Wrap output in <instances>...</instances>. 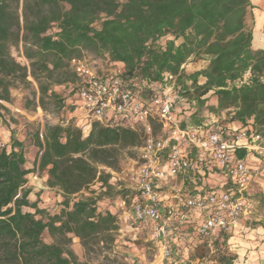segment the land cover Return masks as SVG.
<instances>
[{
  "label": "trees",
  "instance_id": "trees-1",
  "mask_svg": "<svg viewBox=\"0 0 264 264\" xmlns=\"http://www.w3.org/2000/svg\"><path fill=\"white\" fill-rule=\"evenodd\" d=\"M253 8L251 0H0V119L8 121L3 102H11V89L30 85L29 77L37 85L35 106L46 110V99L64 106L52 86L68 83L70 97L76 96L72 62L89 51L118 63V77L142 97L172 85L175 102L192 110L181 126L200 125L199 114L207 111L220 117L217 128L238 123L264 137V48L253 47V27L246 22ZM19 45L26 65L11 55L10 48ZM192 55L207 64L185 74L182 66ZM149 122L156 135L161 125ZM30 137L37 148L32 168L25 167L22 141L11 136L0 147V264H82L68 246L69 235L87 250L111 242L118 222L110 211L97 210L93 194L72 197L95 182L104 195L131 196L127 188L116 190L99 166L115 169L120 150L142 147L144 130L92 120L85 135L67 121L45 123ZM245 153L238 149L235 156ZM35 170L45 172L46 185L59 191L58 213L38 206L41 191L29 198L31 189L24 185ZM45 231L54 242L42 240ZM216 235L228 239L230 232ZM216 262L234 264L225 255Z\"/></svg>",
  "mask_w": 264,
  "mask_h": 264
},
{
  "label": "built area",
  "instance_id": "built-area-1",
  "mask_svg": "<svg viewBox=\"0 0 264 264\" xmlns=\"http://www.w3.org/2000/svg\"><path fill=\"white\" fill-rule=\"evenodd\" d=\"M72 68L76 76V98L94 120L140 124L144 130L140 147L142 163L127 175V189L131 192L130 205L135 220L149 224L152 238L161 245L163 258L173 253L169 240L177 244L183 239L180 228L186 225L190 209L202 213L195 226L199 236L211 237L239 224L246 214L244 193L251 175L246 161L237 158L235 152L245 149L264 160L263 136L246 128L218 127L204 132L202 125L181 126L175 113L172 85L165 86L160 95L146 98L127 88L118 73L98 75L82 58L74 60ZM108 111H112L110 117H107ZM150 119L161 125L157 136L152 134ZM90 123H86L88 128ZM189 146L198 148L215 162L230 188H210L176 203L166 201L162 183L187 173L192 167L183 151V147ZM164 152L167 166L161 168L157 163Z\"/></svg>",
  "mask_w": 264,
  "mask_h": 264
},
{
  "label": "rangeland",
  "instance_id": "rangeland-1",
  "mask_svg": "<svg viewBox=\"0 0 264 264\" xmlns=\"http://www.w3.org/2000/svg\"><path fill=\"white\" fill-rule=\"evenodd\" d=\"M260 7L263 0H254ZM259 13V12H258ZM246 22L249 26H254V18L247 16ZM98 25V24H97ZM257 36L259 38H257ZM264 37V30L255 31V39L253 44H261ZM254 46V45H253ZM11 55L20 64H27V60L21 53V47L12 46L10 48ZM82 59L98 75H113L122 70L118 63L109 60L108 56H98L92 52L85 51ZM207 64V59L203 56H190L183 64L185 74H190L196 70H200ZM264 79V76H263ZM30 85L16 84L11 89L12 100L10 103L3 102L8 108L9 113L6 114L7 122L4 123L0 119V147L9 145L10 138L13 136L23 142L25 148L26 168L33 167L37 148L32 144L30 133L36 128L41 130L43 124H57L72 121L74 125L81 126L84 134L88 127L86 123L94 120L92 116L83 108L81 102L76 96L70 97V87L68 83L61 85H53L52 88L64 97V106L55 105L52 99H46L47 109L42 110L39 106H35L38 93L37 85L29 77ZM174 95V94H172ZM175 97V96H174ZM187 104L175 102V113L178 120L189 122V114L192 110H186ZM112 115V111L107 112V117ZM206 116L209 120L215 118L216 115L203 111L199 116ZM223 116V115H222ZM135 128H142L140 124H134ZM160 131L157 132L159 135ZM142 163L140 148L122 149L119 152V161L115 169L105 166H99L101 170L109 172L111 181L118 188H127V175L135 170ZM47 175L45 172L35 170L27 175V182L24 188H30V199H34V194L41 191L38 206L49 214L58 213L61 205L62 197L55 188H49L46 185ZM182 177L171 179L170 185L173 189L169 193L175 195L171 198L184 199L192 193L190 188L186 190H176V185L181 181ZM104 188L100 187V183H93L89 189L72 197V199L81 196L93 194L98 197L97 210L104 212L106 210L115 214L118 222V229L113 235V240L107 243L91 244L89 249L85 250L77 237H71L69 248L74 252L79 262L82 264H217L216 260L219 256H230L234 264H248L249 258L243 255V251L239 249L240 245L231 237L240 236L246 229L262 228L264 229V201L260 197L250 198L244 194L246 204V214L241 218L239 224L229 230L230 237L223 239L216 233L211 237H203L196 234L195 226L200 220L202 213L195 210H188L190 216L189 223L180 228L183 239L177 244L173 240L168 243L174 247L173 253L169 258H163L161 254V245L152 238L149 224L137 222L133 216L130 205V196L121 197L111 192L104 195ZM208 190V189H207ZM246 192V191H245ZM25 211H33L24 208ZM38 217V216H37ZM172 231H174L172 229ZM42 240L45 243L55 241L46 231L42 234ZM264 260V259H263ZM248 261V263L246 262Z\"/></svg>",
  "mask_w": 264,
  "mask_h": 264
},
{
  "label": "crops",
  "instance_id": "crops-1",
  "mask_svg": "<svg viewBox=\"0 0 264 264\" xmlns=\"http://www.w3.org/2000/svg\"><path fill=\"white\" fill-rule=\"evenodd\" d=\"M262 0H259L261 2ZM254 8L252 9V15L254 18L253 26V39L252 45L254 48H264V37L261 38V44H253L255 39V31L259 32L261 29L264 30V0L263 5L260 7L258 3L251 0ZM259 12V13H258ZM257 38H259L257 36ZM211 114V113H210ZM223 117V116H221ZM220 117L216 115L215 118L209 120L205 115L202 116V121L200 125L205 127L204 132L217 128L216 121ZM125 125L134 127L132 123H126ZM187 125H193L187 123ZM90 128V127H89ZM88 128V130H89ZM230 129H241L238 123L229 124ZM87 130V132H88ZM85 133V135L87 134ZM19 140V139H18ZM21 141V140H20ZM183 151L186 153L187 157L192 162L191 169L184 174H181V181L176 185V190H186L190 188L192 193H197L199 191H206L207 189L214 188L217 190H226L230 188V183L225 180L221 174L218 172L215 162L201 152L198 148L194 146L183 147ZM244 160L246 161L248 168L250 170V184L244 193L250 198L264 196V160L257 157L254 152L245 150ZM165 152L161 157V160L157 163L159 167H166ZM170 180L162 183L161 191L166 199L170 202H179L180 198H171L175 195L169 193L170 189L174 187L170 185ZM191 211V209L189 210ZM195 211V210H193ZM202 217H200L201 219ZM190 221V216H188L187 223ZM231 240H236L240 245L239 249L243 251V255L247 256L249 259L246 261L248 264H264V229L260 228H249L240 234V236H234L230 238Z\"/></svg>",
  "mask_w": 264,
  "mask_h": 264
}]
</instances>
